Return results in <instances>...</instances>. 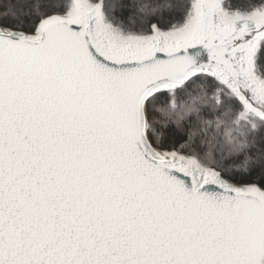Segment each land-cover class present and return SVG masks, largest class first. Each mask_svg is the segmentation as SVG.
<instances>
[{
  "label": "snow or ice",
  "instance_id": "snow-or-ice-1",
  "mask_svg": "<svg viewBox=\"0 0 264 264\" xmlns=\"http://www.w3.org/2000/svg\"><path fill=\"white\" fill-rule=\"evenodd\" d=\"M0 264H264V0H0Z\"/></svg>",
  "mask_w": 264,
  "mask_h": 264
}]
</instances>
